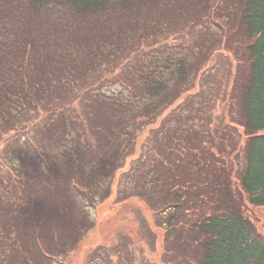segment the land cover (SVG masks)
Masks as SVG:
<instances>
[{
	"label": "trees",
	"instance_id": "trees-1",
	"mask_svg": "<svg viewBox=\"0 0 264 264\" xmlns=\"http://www.w3.org/2000/svg\"><path fill=\"white\" fill-rule=\"evenodd\" d=\"M168 1L0 0V142L5 141L0 154V264H39V254L48 256L42 230L49 227L54 235V228L36 213L41 214L38 202L48 195L45 190L60 200L62 166L79 175L87 163L104 160V155L96 154L105 148L112 167L106 171L115 177L143 129L191 95L190 65L183 58L168 56L150 61L146 68L138 66L132 74L122 71L118 81L124 88L111 94L96 91V83L85 74L98 53L104 56L110 48L99 44L98 25L74 21H94L103 14ZM223 1H228L224 10L238 21L235 32L245 40L243 75L237 71L240 79L233 84L237 91L226 98L234 109L219 130L224 137L215 142L208 130L193 124L194 136L185 135L182 147L176 144L179 154L169 169L167 162L153 165L158 158L151 156L156 154L153 150L143 160L141 153L134 162L148 158L151 166L138 170L135 187L163 194L164 207L157 211H174L161 221L169 224L165 245L169 236L179 235L178 241L184 240L179 245L192 249L195 264H264V235L246 213L248 205L264 206V0ZM55 10L67 15L65 23L70 20L64 32L39 26L42 14ZM95 101L107 111L98 112ZM45 121L54 143L47 151L27 130L41 129ZM19 133L26 136L25 144L17 145ZM226 136H231L229 142ZM237 136L236 148L231 149ZM14 141L21 151L29 147L36 151L38 162L30 165L25 161L28 155L18 163L7 161ZM34 165L43 173L32 170ZM60 207L55 211L61 212Z\"/></svg>",
	"mask_w": 264,
	"mask_h": 264
},
{
	"label": "rangeland",
	"instance_id": "rangeland-1",
	"mask_svg": "<svg viewBox=\"0 0 264 264\" xmlns=\"http://www.w3.org/2000/svg\"><path fill=\"white\" fill-rule=\"evenodd\" d=\"M227 3L228 1L223 0H169L168 3L143 6L140 10L128 13L103 14L94 21H74L75 25L80 22L98 25L99 44L103 46L107 43L104 47L110 48L104 56L99 52L98 58L85 69L86 78L96 83V91L104 94L120 91L124 87L118 81V73L126 71L132 74L134 70L140 69L138 66L143 69L150 61L161 62L168 56L173 60L183 58L190 65L192 91L178 106L173 109L171 107V110L160 116H164L163 119H158L143 129L128 150L133 152L126 158L123 168L115 177L112 172L109 174L106 171L112 167L110 156H105V148L96 154L99 157L104 155V160L97 157L96 160L102 162L87 163L79 175L62 166L60 176L63 179V194L60 195V200L51 198L52 192L45 190L48 195L38 202L42 208L41 214L36 213V217L44 220L46 226L47 221H50L49 224L54 228V235L49 231V227L42 230V243L48 256L38 252L39 264L196 263L192 249L187 250L184 242L182 247L179 245V242L184 241H178L179 235L169 236L165 245V232L169 224L161 221L174 211L172 208L159 211L164 207L162 193L153 194L148 188H142L140 192L135 187L140 176L138 170L150 168L151 163L148 158L146 162H134V159L143 153V160L144 156L147 157L153 150L156 154L151 153V156L158 157L155 160L158 163L153 165L167 162V169L175 166L179 154L176 144L182 147V138L185 135L194 136L192 128L195 123L208 130L207 134L213 140L224 137V132L219 130L227 125L229 114L234 109L226 98L230 92L237 91L236 88L233 89V84L240 79L237 71L243 75L245 58L244 35L235 32L238 21L235 14L224 10ZM42 16V20L37 19L39 26H44L41 28H57L54 30L61 32L67 30L70 20L67 19L68 22L65 23L64 17L67 15L63 12L48 11ZM112 46L115 48L114 52ZM245 73L244 67V75ZM95 103L98 112L107 111L99 106L98 102ZM110 114L108 112V117ZM52 117L56 122L58 118ZM102 120L110 122L106 117ZM66 121L68 123V119ZM47 127L48 123L45 121L41 129H27H30V136H37L45 151L54 146L53 137L48 134L50 131ZM23 135L19 133V137H22L17 145L25 144L26 136ZM168 135L171 137L166 142L165 137ZM226 138L229 142L231 136ZM236 140L238 136L233 138L231 149L236 148ZM216 141L220 142L218 139ZM243 142L244 140L242 145ZM4 146L5 141L0 142V154ZM243 150L244 147L241 151L244 152ZM242 152L237 153V159H241ZM35 153L30 147L28 151H21L15 143L6 160L11 158L14 163H18L23 156L28 155L29 158L25 161L28 160L31 165L38 162ZM142 165L144 166L141 167ZM31 169H39L43 173L38 165ZM105 172L108 175H105ZM69 180H73L77 186H72ZM130 194L140 197L129 196ZM145 199L154 205L149 202L150 205ZM54 201L59 202L61 212L55 211L58 206L54 205ZM49 204L54 206L53 210L49 208ZM158 208L160 209L157 211ZM246 213L264 235V206L248 205ZM177 220L173 223L176 224Z\"/></svg>",
	"mask_w": 264,
	"mask_h": 264
}]
</instances>
